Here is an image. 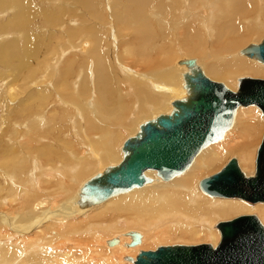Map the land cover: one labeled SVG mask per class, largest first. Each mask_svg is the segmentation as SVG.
I'll list each match as a JSON object with an SVG mask.
<instances>
[{"label":"bare ground","instance_id":"1","mask_svg":"<svg viewBox=\"0 0 264 264\" xmlns=\"http://www.w3.org/2000/svg\"><path fill=\"white\" fill-rule=\"evenodd\" d=\"M71 15L64 0H0L1 132L13 117L24 120L11 143L0 139V264H133L163 246L216 248L218 226L241 216L264 228V202L199 187L231 159L245 177L255 175L264 136L255 105L238 107L222 139L170 180L147 170L142 187L98 201L85 192L89 179L122 161L123 143L142 123L187 96L179 61L194 59L233 92L240 78L264 80L246 59L264 65L241 53L264 40L246 43L263 34L264 0H82L78 19ZM55 46L62 50L49 54ZM70 145L76 150L66 153Z\"/></svg>","mask_w":264,"mask_h":264},{"label":"water","instance_id":"2","mask_svg":"<svg viewBox=\"0 0 264 264\" xmlns=\"http://www.w3.org/2000/svg\"><path fill=\"white\" fill-rule=\"evenodd\" d=\"M241 53L264 65V40L250 44ZM187 96L175 100L169 114H161L139 126L122 146L124 157L85 183L86 194L106 199L142 187L149 182L144 172L153 170L167 181L183 172L207 145L222 139L238 107L255 105L264 115V80L243 77L233 92L209 80L194 59L179 61ZM207 195L264 202V136L256 157L255 175L245 177L231 159L217 174L203 179ZM96 200V201H98ZM221 241L208 244L172 245L140 252L133 264H264V228L255 216H241L218 226Z\"/></svg>","mask_w":264,"mask_h":264},{"label":"rangeland","instance_id":"3","mask_svg":"<svg viewBox=\"0 0 264 264\" xmlns=\"http://www.w3.org/2000/svg\"><path fill=\"white\" fill-rule=\"evenodd\" d=\"M100 1V0H99ZM81 3H82V0H64V7L68 10V12H70V13H72V15H71V17L73 18V19H78V16H79V14H80V8H81ZM107 19H108V17H107ZM110 28V27H109ZM261 32H263V34H264V30L263 31H261ZM60 34L61 35H63V32L61 31L60 32ZM263 34H260L259 36H256V34H254L253 36H251V38H248V40L246 41V43L248 42H250V41H257V38L258 37H260V36H264ZM74 44L76 43V41H77V39H74ZM246 43H244L243 45H241V44H238V46H237V48L238 49H241V48H243L244 47V45L246 44ZM72 45V44H71ZM56 49H57V51H60V50H62L61 48H58V47H54L53 48V50H51L50 52H49V54H51V53H54L55 51H56ZM69 49V48H68ZM85 49V48H84ZM80 52H81V54H83V55H85L87 52H85V53H83L82 52V50H81V47H80ZM79 52L77 51L76 52V54H78ZM182 55V54H181ZM186 56H189V55H187V54H185ZM197 55H199V54H195L194 56H197ZM180 56V55H179ZM238 56V55H237ZM190 57V56H189ZM196 58V57H195ZM239 58H241L240 56H239ZM244 59V58H243ZM246 59V58H245ZM246 61L248 62V63H250V64H252V65H254V66H256L257 68H259L260 70H262L263 72H264V69L262 68V67H260V66H258L257 64H255L254 62H251V61H249V60H247L246 59ZM78 64V66L79 67H82V62L79 60V62L77 63ZM167 64V63H166ZM201 64V63H200ZM203 65V64H202ZM77 65L75 66V68H79ZM177 67H179V66H177ZM181 67V66H180ZM165 68H166V65H165ZM173 68L175 69V71L178 73V70L173 66ZM40 75H41V73H39ZM243 75H249L248 73H238V74H236V75H234L235 77L237 76V77H239V76H243ZM249 76H251V75H249ZM179 77V76H178ZM211 78V77H210ZM234 78V77H233ZM180 79V78H179ZM213 79V78H212ZM213 80H215V79H213ZM216 81H218V82H223V81H225V80H219V79H217ZM227 82H229V81H227ZM18 84V83H17ZM235 90V89H234ZM11 103H13V102H11ZM0 104H2V105H4V106H6V101H5V97H4V94L3 93H0ZM13 105H15V103H13ZM257 111L258 112H260L258 109H257ZM3 112H4V110H1L0 111V139L3 141V142H6V143H11L12 141H13V139H11V137L13 138V136H12V133H11V129L13 130V127L14 126H17V125H19V124H21L22 123V121H24L23 119H20V121H16V119H18L17 117H13L12 119H13V121H11V122H8V124H7V128H6V130H4L5 132H6V135L4 134V132H1L2 130H1V123H2V116H3ZM56 115L57 116H60L61 115V111H59V112H57L56 113ZM260 115H261V119H262V122L264 121L263 119V116H262V114L260 113ZM144 119V118H143ZM133 120V119H132ZM63 123H64V125L66 126V125H69L70 123L66 120V118H65V120H63L62 121V125H63ZM63 125V126H64ZM64 126V127H65ZM263 130H264V128H263ZM69 134V135H71V137H74V134L73 133H70V132H68V131H66V130H64V131H61V134H63V135H66V134ZM262 135H263V132H262ZM64 138V137H63ZM61 139L62 141H63V143L64 144H68V141L66 140V139ZM75 138V137H74ZM261 138H262V136H261ZM73 140V139H72ZM260 141H261V139H260ZM254 143V142H253ZM252 143V145H254ZM259 144H260V142H258ZM62 147H64L63 145H61ZM68 147V146H67ZM62 149H64V148H62ZM76 149H75V146H72V145H70L68 148H67V151H66V153L67 152H69V153H71V152H73V151H75ZM118 150V149H117ZM117 150H115V154H112V156H114V157H109L108 159L110 160V162L111 161H115V160H117L118 158H119V154H118V151ZM17 152H18V149H17ZM114 153V152H113ZM256 154V153H255ZM233 157V156H232ZM32 160L33 159H35V158H37V160H38V153H33L32 154V156L30 157ZM111 158V159H110ZM231 158V157H230ZM4 160H5V157H4V155L2 154V153H0V169H1V164H2V162H4ZM39 161V160H38ZM107 161V160H106ZM226 162V161H225ZM225 162H224V164L223 165H225ZM222 165V166H223ZM99 165H96V166H94V170L96 169V170H98L96 167H98ZM93 168V167H92ZM91 168V169H92ZM218 169V167L217 168H215V169H213L211 172H214L215 170H217ZM254 170V169H253ZM253 170H252V172H253ZM89 172H91V171H89ZM89 172H87V173H85V175H87ZM94 172V171H93ZM208 176V175H207ZM204 177H206V175L204 176ZM203 179V178H202ZM151 188H157V187H151ZM146 189H148V188H146ZM196 192H198V193H201L199 190H198V188H196ZM202 194V193H201ZM206 196V195H205ZM213 200H218V199H213ZM239 202H241V201H239ZM241 203H243V202H241ZM247 203V202H246ZM250 204V203H249ZM248 205V204H247ZM252 205H254V204H252ZM249 206H251V205H249ZM219 222V221H218ZM264 225V224H263ZM102 227H104V226H102ZM126 228H128V227H126ZM110 231H108L107 233H109ZM219 234V233H218ZM67 240V239H66ZM70 240V239H69ZM70 241H72V240H70ZM162 244H165V243H162ZM61 246H66V245H64V244H60ZM99 246V245H98ZM74 247V246H73ZM100 247V246H99ZM100 248H102V249H104V248H106V247H104V246H102L101 245V247ZM153 248H155V247H153ZM107 249V248H106ZM148 250H151V249H148ZM116 264H119L118 262H117V260H116ZM126 264H128V263H126Z\"/></svg>","mask_w":264,"mask_h":264}]
</instances>
